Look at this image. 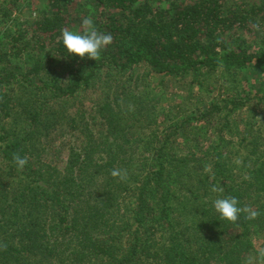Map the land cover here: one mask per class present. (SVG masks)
<instances>
[{
	"label": "trees",
	"instance_id": "1",
	"mask_svg": "<svg viewBox=\"0 0 264 264\" xmlns=\"http://www.w3.org/2000/svg\"><path fill=\"white\" fill-rule=\"evenodd\" d=\"M48 1L0 47V264H264V1L87 0L113 36L97 61L67 56L72 0ZM138 67L221 100L179 122ZM227 196L257 217L220 219Z\"/></svg>",
	"mask_w": 264,
	"mask_h": 264
},
{
	"label": "rangeland",
	"instance_id": "2",
	"mask_svg": "<svg viewBox=\"0 0 264 264\" xmlns=\"http://www.w3.org/2000/svg\"><path fill=\"white\" fill-rule=\"evenodd\" d=\"M254 1H256L258 4L260 2H263L264 0H221L223 6L225 8L229 7H236V6H243L244 8L249 7ZM9 0H0V12L4 13L3 11L7 8H9ZM264 3V2H263ZM55 11L52 6H50L48 0H19V10L13 11V14L11 16V19L9 21H2L3 19H0L2 22L0 24V47H5V39L4 34H11L13 33L17 28L25 29V24L19 25L16 23V21H25L27 22V26H31L34 28L32 22L38 21L39 19H43L44 16L51 15ZM64 13L69 14L71 18H74L72 20L73 22L69 24L65 30H71V31H77L82 32V20L85 17L91 16L94 20L95 26L100 18L99 13H95L93 10L90 9V7L87 4V0H72V4H67V6L64 7ZM77 17V19H76ZM6 18V17H4ZM240 32V31H239ZM56 70V69H55ZM57 72L59 74H63L64 72V66H62ZM239 78L241 79V84L246 83L247 80H253V77H259L256 74H253L252 71L245 72V71H237ZM131 75V74H130ZM133 76L135 78H138L137 84L139 85L138 91L142 93L145 91V89H156V97H154V103L157 105V112L163 110L167 111L171 109L172 116H176V120L179 122H183L188 118L190 110H192V103L191 100L195 101L196 104L205 106L212 103V100L217 97L216 100H221L220 90H214V95H210L207 92H199L197 90V87H193L191 89H186L184 86H178L174 84L173 82H166L165 84L162 83V76L156 74L153 70H150L147 67H138L135 69ZM164 85V87L162 86ZM142 91V92H141ZM205 95L212 97V99H206ZM173 105V109L171 108V104ZM251 103V102H250ZM179 105H182L184 107L183 112L177 116L176 109ZM247 108H250V106L247 104ZM158 115V114H157ZM65 164V159L59 164L62 166ZM255 247L261 250V253L264 254V240H254ZM256 256H258V253L251 254V259H256ZM254 260H251V262H254Z\"/></svg>",
	"mask_w": 264,
	"mask_h": 264
},
{
	"label": "clouds",
	"instance_id": "3",
	"mask_svg": "<svg viewBox=\"0 0 264 264\" xmlns=\"http://www.w3.org/2000/svg\"><path fill=\"white\" fill-rule=\"evenodd\" d=\"M82 32L62 30L60 39L66 50L67 56L72 59H89L97 61L101 58L102 52L112 44L113 36L110 33H103L97 29L91 16L82 20ZM254 27L259 29L260 25L255 24ZM13 164L18 170H23L28 163L26 157L19 154L13 155ZM111 175L120 180H126V172L121 170H113ZM216 191V189H213ZM213 209L220 219L236 223L242 214H247L246 218L253 220L258 213L247 207H240L239 200L234 196L220 197L213 201Z\"/></svg>",
	"mask_w": 264,
	"mask_h": 264
}]
</instances>
